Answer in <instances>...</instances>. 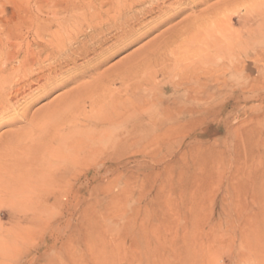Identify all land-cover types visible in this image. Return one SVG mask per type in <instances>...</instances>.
Here are the masks:
<instances>
[{
  "label": "bare ground",
  "instance_id": "6f19581e",
  "mask_svg": "<svg viewBox=\"0 0 264 264\" xmlns=\"http://www.w3.org/2000/svg\"><path fill=\"white\" fill-rule=\"evenodd\" d=\"M168 2L42 0L20 15L23 23L0 25V128L8 129L0 136V208L7 209L0 213L3 259L28 236L47 232L45 224L57 229L59 200L67 197L64 190L90 168L134 153L143 139L169 137L170 123L191 127L207 120L205 115L215 108L206 98L209 90L223 88L226 80L219 82L223 72L234 69L211 63L231 62L235 56L229 19L217 24L224 10L245 7L246 14L237 18L245 30L236 35L238 41L264 38V0L224 1L209 7L198 18L201 23L181 24L126 66L98 72L112 55L138 40L142 28L149 27L148 32L167 13L172 14L165 21L176 15L174 10L196 4ZM255 55L263 57L264 52ZM169 75L177 76V81L172 78L174 89L183 88L189 103L180 101L177 117L156 93L169 91L165 86ZM159 76L167 83L158 87ZM58 89L67 90L29 116L33 104ZM141 112L147 122L140 133ZM6 214L12 219L3 228L1 218Z\"/></svg>",
  "mask_w": 264,
  "mask_h": 264
},
{
  "label": "rangeland",
  "instance_id": "374dc122",
  "mask_svg": "<svg viewBox=\"0 0 264 264\" xmlns=\"http://www.w3.org/2000/svg\"><path fill=\"white\" fill-rule=\"evenodd\" d=\"M41 1L0 0V25L23 23L20 15ZM195 1L192 8L174 10L169 21L165 19L172 13L161 17L154 29L142 28L140 38L112 55L98 72L126 66L181 24L201 23L198 18L209 7L229 0ZM244 8L224 10L217 22L224 25L229 19L236 51L231 62L211 61L234 69L222 70L223 88L209 90L206 98L215 108L205 115L207 120L191 127L170 123L169 137L143 139L134 153L90 168L64 190L57 229L45 224L47 232L28 236L6 260L0 253V264H264V56L255 55L264 52V38L237 40L238 33H245L237 24ZM160 78L158 87L167 83ZM172 78L177 81L169 75V91L156 93L177 117L181 105L189 103L183 88L174 89ZM65 90L33 104L29 116ZM140 114L141 133L147 120ZM7 132L0 128V136ZM113 180V187L105 184ZM6 211L0 208L1 214ZM10 219L7 214L1 218L3 228Z\"/></svg>",
  "mask_w": 264,
  "mask_h": 264
}]
</instances>
